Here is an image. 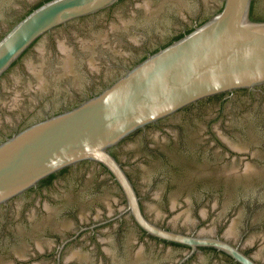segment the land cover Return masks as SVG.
<instances>
[{
    "label": "flooded vegetation",
    "instance_id": "flooded-vegetation-1",
    "mask_svg": "<svg viewBox=\"0 0 264 264\" xmlns=\"http://www.w3.org/2000/svg\"><path fill=\"white\" fill-rule=\"evenodd\" d=\"M30 1L0 0V13H12ZM44 1L35 2L18 19L0 18V37ZM222 3L119 0L49 32L18 62L28 53L41 57L38 49L46 39H70V48L63 51L54 44L40 65L48 85L32 89L38 96L35 105H51L33 111V117L0 135V140L98 93L127 68L204 22ZM257 9L264 17V4ZM134 34L144 40L135 55L111 49L113 43L134 44ZM92 56L106 63L102 75L92 71ZM12 71L13 67L5 80L0 79V90L6 94L12 93L3 89ZM25 99L30 100L28 93ZM0 108L10 110L1 102ZM113 153L148 220L171 231L219 238L264 264V86L198 100L137 130ZM138 176L142 188L136 183ZM158 207L163 212H157ZM126 208L120 185L103 165L84 161L65 167L0 206V264H241L217 247L193 248L157 238ZM236 220L242 222L239 232L233 228ZM252 233L257 235L250 239ZM253 247L258 248L254 253Z\"/></svg>",
    "mask_w": 264,
    "mask_h": 264
},
{
    "label": "water",
    "instance_id": "water-1",
    "mask_svg": "<svg viewBox=\"0 0 264 264\" xmlns=\"http://www.w3.org/2000/svg\"><path fill=\"white\" fill-rule=\"evenodd\" d=\"M37 1L19 4L12 13L1 12L0 18L18 19ZM118 1L47 0L0 37V79L13 67L9 72L13 77L7 78L3 87L12 93L0 90V102L10 108L6 112L0 108V135L20 127L27 118L34 116L33 111L42 112L50 107V103L35 105L38 96L35 97L32 89L34 85L47 86L49 83L40 65L48 58L47 53L53 52L54 44L65 51L71 47V41L68 37L54 43L46 39L38 49L41 59L29 53L18 62L20 58L54 29L99 13ZM252 2L223 0L219 11L127 68L98 93L0 140V206L65 167L84 161L94 162L103 165L120 185L127 200L126 211L132 212L138 225L147 233L193 248L217 247L241 264H259L237 246L219 238L171 231L148 220L142 213L130 177L113 153L137 130L198 100L264 86V20L251 17ZM263 2L255 0V8ZM112 24L118 26L117 21ZM132 38L134 44L113 43L110 47L121 55H135L137 49L144 46V40L139 34ZM109 63L112 68L114 63ZM106 66L96 57L90 59L92 71L98 74L102 75ZM27 93L30 100L26 101ZM50 99L51 96L45 101Z\"/></svg>",
    "mask_w": 264,
    "mask_h": 264
},
{
    "label": "rangeland",
    "instance_id": "rangeland-1",
    "mask_svg": "<svg viewBox=\"0 0 264 264\" xmlns=\"http://www.w3.org/2000/svg\"><path fill=\"white\" fill-rule=\"evenodd\" d=\"M140 176H138V177H135V179H136V183H137V185L140 187V188H142V187H144V184H143V179L140 177ZM156 210H157V212L158 211H160V212H163L162 210H161V208H156ZM193 208H191V210H190V212H193ZM241 220H238V222H237V220H236V222H235V224H234V226H233V228L237 231V232H239L240 231V225H241ZM231 225H232V223H230ZM230 225V226H231ZM236 232V233H237ZM255 235H257V233H252L251 235H250V239H253L254 237H255ZM262 246L263 245H261V247H260V249H261V251H262V253H263V255H264V249H262ZM257 247H253V251H252V253H254V251H256V250H258V248L256 249Z\"/></svg>",
    "mask_w": 264,
    "mask_h": 264
},
{
    "label": "trees",
    "instance_id": "trees-1",
    "mask_svg": "<svg viewBox=\"0 0 264 264\" xmlns=\"http://www.w3.org/2000/svg\"><path fill=\"white\" fill-rule=\"evenodd\" d=\"M260 11L257 8H255V0H253L252 2V7H251V17L254 20H264V17L260 16ZM191 31V30H190ZM189 32V31H188ZM181 36H179L178 38H180Z\"/></svg>",
    "mask_w": 264,
    "mask_h": 264
}]
</instances>
